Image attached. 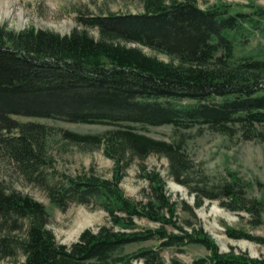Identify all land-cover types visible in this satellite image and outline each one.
<instances>
[{
  "label": "trees",
  "instance_id": "1",
  "mask_svg": "<svg viewBox=\"0 0 264 264\" xmlns=\"http://www.w3.org/2000/svg\"><path fill=\"white\" fill-rule=\"evenodd\" d=\"M142 12L110 14L81 20L95 29L68 35L0 27V155L11 161L25 178L41 186L49 202L65 211L71 205L103 210L108 225L96 232L84 230L70 245L58 243L48 229L43 204L0 181V261L10 264H164L161 251L200 245L208 255L192 264H264L230 251L221 254L201 226L177 224V204L165 190L159 174L148 172L145 200L127 197L120 183L134 161L163 154L169 176L191 189L189 161L162 141L139 133L136 127L171 125L207 127L224 133L231 126L264 125V58L234 60L236 37L249 15L229 13L226 6L202 9L196 0H140ZM251 15L264 18V9ZM255 24V22H254ZM131 44V45H128ZM142 48L161 54L168 62L146 55ZM15 117L39 118L78 124L118 127L103 137L63 132L74 144L104 145L113 161L110 178L91 173L74 177L60 174L48 183L50 159L47 140L51 128ZM195 208L203 199L219 201L231 212L251 216L260 225L264 202L246 196L236 180L208 188L194 183ZM201 200H200V199ZM191 220L194 210L184 206ZM158 225L138 228L136 220ZM177 231H168V228ZM233 240L264 243L245 231L225 228ZM159 242L124 253L129 245ZM22 260H18V256ZM171 264H181L172 260Z\"/></svg>",
  "mask_w": 264,
  "mask_h": 264
},
{
  "label": "rangeland",
  "instance_id": "2",
  "mask_svg": "<svg viewBox=\"0 0 264 264\" xmlns=\"http://www.w3.org/2000/svg\"><path fill=\"white\" fill-rule=\"evenodd\" d=\"M202 9L226 6L229 13L248 14L243 29L231 32L235 35L233 58L239 60L247 56L254 59L264 58V18L251 15L255 9H264V0H196ZM5 4V6H3ZM0 8L7 11L0 14V27L15 33L34 29L49 31L59 35H68L74 29L85 30L94 38L98 37L95 29L84 26L81 20L110 14L124 15L142 12L140 0H0ZM255 22V24H254ZM131 45V44H128ZM142 51L151 57L168 62L169 59L148 48ZM19 122H35L51 128L52 137L47 140V155L51 166L46 169L48 183H54L60 174L76 176L91 173L101 178H110L113 161L105 157L104 145L74 144L63 137L69 131L81 135L103 137L107 132L118 127L104 124H78L63 121L15 117ZM221 133L205 126L188 129L171 125L159 127H136V130L152 139L165 142L173 147L179 146L180 152L189 161L188 174L191 183L202 181L208 188L220 186L233 179L244 185L246 196L264 202V125L253 127L234 125ZM169 162L163 154H151L142 162L134 160L125 170L120 187L123 193L135 200H145L147 182L144 175L154 172L165 182V190L171 200L177 204V224L185 226L192 222L201 226L218 248L219 253L243 254L251 259L264 260V243L247 240H233L226 236L225 228L245 231L264 240V213L261 224L253 226L251 216L244 212H231L219 205V201L203 199L200 208H195L197 197L191 189L181 186L168 174ZM0 181L9 191H16L29 196L44 205L48 216V229L56 241L64 245L75 242L84 230L96 232L99 227L108 225L106 213L98 208L71 205L65 211L53 206L41 186L28 181L16 166L0 155ZM200 199V198H199ZM201 200V199H200ZM184 206L194 210L196 219L191 220ZM138 228L155 229L157 224L144 219L136 220ZM168 231L172 230L170 227ZM159 242H145L129 245L124 253H131L140 247H158ZM208 252L200 245H187L179 251L169 248L161 251L164 264L177 260L181 264H192L196 259L204 258ZM18 260L22 257L19 255ZM13 263L11 259L0 264ZM132 264H142L133 262Z\"/></svg>",
  "mask_w": 264,
  "mask_h": 264
},
{
  "label": "bare ground",
  "instance_id": "3",
  "mask_svg": "<svg viewBox=\"0 0 264 264\" xmlns=\"http://www.w3.org/2000/svg\"><path fill=\"white\" fill-rule=\"evenodd\" d=\"M3 6H5V4H3ZM0 14L3 16L7 15V11L4 8H0Z\"/></svg>",
  "mask_w": 264,
  "mask_h": 264
}]
</instances>
